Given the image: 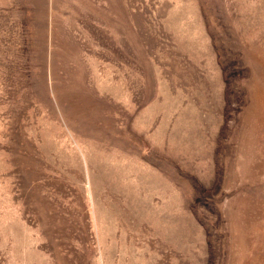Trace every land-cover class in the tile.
Returning <instances> with one entry per match:
<instances>
[{
    "label": "rangeland",
    "instance_id": "374dc122",
    "mask_svg": "<svg viewBox=\"0 0 264 264\" xmlns=\"http://www.w3.org/2000/svg\"><path fill=\"white\" fill-rule=\"evenodd\" d=\"M0 264H264V0H0Z\"/></svg>",
    "mask_w": 264,
    "mask_h": 264
}]
</instances>
